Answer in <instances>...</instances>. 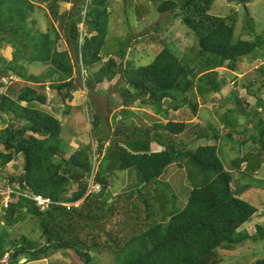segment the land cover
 I'll return each mask as SVG.
<instances>
[{
  "label": "trees",
  "instance_id": "16d2710c",
  "mask_svg": "<svg viewBox=\"0 0 264 264\" xmlns=\"http://www.w3.org/2000/svg\"><path fill=\"white\" fill-rule=\"evenodd\" d=\"M216 1H165L156 11L170 16L145 29L139 37L131 35L119 44L116 52L123 60L128 46L136 48L143 41H159L163 49L150 64L137 66L132 60L125 64L110 58L93 72L107 55L104 48L109 37L110 0H0V48L11 46L13 49L11 60L0 52V87L4 86V79L18 80L8 85L9 94L0 93V123L5 126L0 129V169L22 156L23 172L19 177L11 175L7 179L18 186L19 192L41 195L54 203L41 211L33 200L13 196L4 213L5 225L12 228L32 216L38 221L40 237L8 240V232L4 231L0 234V257L8 247L12 257L18 254L10 264H18L20 257L33 264H46V260L47 264H57L56 260H49L57 251H71L82 264H99L97 258L102 253L115 257L116 264H219L222 262L220 251H231L248 240H264L262 226H257L252 235L241 230L258 210L243 200L248 187L237 184L219 156L217 144L212 143L220 139L216 126L209 123L207 129H198L188 123L168 121L159 126L162 133L154 136L164 150L152 152L149 131H140L131 119L133 113L129 112L132 103L139 102L141 106L157 107L166 116L168 110L161 105L172 101L173 109L189 107L196 115L199 106L195 98L220 91L218 69L226 67L237 72L239 62L244 59L258 58L264 62V29L257 34L254 18L248 14L245 29L254 37L237 38L238 17L213 15ZM232 1L247 6L255 0ZM61 3H74V6L61 15ZM39 4H46L52 18L45 33L36 28V21L32 19ZM171 20H179L188 35L195 38V45L187 51L176 48L166 37L161 38L163 23ZM56 22L74 53V60L68 51H58L61 36ZM21 58L32 64L48 65L49 71L38 76L27 75ZM77 70L81 85L74 79ZM259 74L264 77L262 71ZM117 76L124 96L121 112L129 115L120 122L119 128L115 125L111 138L121 143L119 170L136 169L142 186L110 197L109 202L111 176L105 174L103 167L107 158L99 162L97 171L90 146L65 158L60 120L38 106H30L33 103L49 105L44 94L47 84L66 104L73 100V93L81 90L80 87L94 95L99 85L112 82ZM243 102L237 99V108L229 109L220 121L229 130L225 135L230 140L248 135L241 119L252 125L251 138L233 141V149L251 142V151L231 163L233 172L238 173L244 164L243 173L251 177L261 170L264 159V101L258 100L256 107L247 112L242 108ZM94 115L92 135H100L97 152L101 155L108 135L102 129V118ZM189 130L200 142L212 144L185 149L177 137ZM111 148L112 143L107 155ZM183 164L188 165L192 189L180 209L174 190L165 195L157 184L169 167ZM91 180L100 186V191L86 195ZM72 184H77L78 190L69 194ZM80 200L84 201L78 207L68 209L61 205ZM113 219L121 220L114 222ZM256 264H264V260Z\"/></svg>",
  "mask_w": 264,
  "mask_h": 264
},
{
  "label": "rangeland",
  "instance_id": "374dc122",
  "mask_svg": "<svg viewBox=\"0 0 264 264\" xmlns=\"http://www.w3.org/2000/svg\"><path fill=\"white\" fill-rule=\"evenodd\" d=\"M168 0H110V12L109 18V37L106 41L104 48V56L102 63L97 65L93 72L98 71L105 62L110 58H114L118 63H127L128 60L135 62L137 66H144L150 64L154 58L162 51V44L156 42H142L136 48L128 46L126 49V56L123 60L116 55L119 49V44L125 42L129 37H139L148 27L154 25L157 22H163L167 16L166 14L157 13L156 9ZM178 2V0H176ZM74 6V3H61L60 14L70 11ZM212 14L223 18H233L235 15L238 17L236 24V37L250 40L254 35H251L245 29V19L249 14L254 18L256 24V33L260 34L264 29V0H255L247 6L238 5L232 0H217L213 6ZM32 19L36 21V28L41 32L49 31V19H52L48 14V8L46 4H39L36 8ZM57 30L60 33L61 41L58 45V51H68L73 60L74 53L66 40L59 23H55ZM163 33L161 38L167 39V42L173 44L181 51H187L195 45V38L188 35V30L181 25L179 20H171L170 22L163 23ZM142 38H139V41ZM1 54L11 60L13 49L11 46H5L0 48ZM252 61L244 59L239 62L237 72H232L228 68L223 67L217 70L218 78L221 80V87L218 94H209L204 98L196 97L195 101L198 103L199 110L195 115L189 107H182L179 110H175L171 107L174 103L172 101H165L162 103V108L168 110L167 115L160 114L157 107H146L139 105V102L132 103L129 112L139 127L140 131H149L152 137L151 151L160 152L164 150L158 140L154 138L156 133L161 132L159 126L166 124L168 121H175L179 123H188L193 127L206 128L209 123L216 126L220 130V139L218 141H212L213 144H217L218 153L227 170L232 171L235 180L238 185H245L248 190L242 197L243 200L254 206L258 212L254 215L252 220L247 223L243 230L252 235L256 233L257 226L264 227V159L262 161V168L257 173L251 174V177L246 173H243L245 165H242L241 172H233L231 163L236 157H242L247 152L251 151L253 147L251 142H248L246 146L233 149L235 139H249L253 135V127L249 123L243 122L241 119L242 128L248 130V135L241 137H233L232 140L226 138V133H229L228 129H224V123H221L220 118L229 109L237 108V99L244 100L242 108L243 110L252 111L258 102V100L264 101V77L259 74L262 71L264 74V62L258 58H252ZM20 63L25 66V73L27 75H41L49 71V66L38 62L30 63L27 59L20 60ZM82 69V66H81ZM86 75V70H81ZM262 78V79H261ZM74 79L78 85H81V78L78 76V70L74 74ZM258 80L251 86L253 81ZM17 78L3 80V87H0V93L9 94L7 91L8 85L11 82H17ZM121 80L117 76L112 82L105 81L99 85L96 92L90 93L89 89L80 87L81 90L73 93V100L67 101L64 104L63 100L57 93L50 90V85L44 94L49 99L48 106H40L38 104H32L30 107H39L42 111L55 116L60 120L63 131L61 138L63 140V146L61 149L65 151V158H70L78 151L84 150L87 146L91 147V158L95 171L99 169V162L106 161L103 165L104 172L110 175V190L108 192V201L110 202L117 195L129 192L133 188L140 189L142 186L141 179L136 169H132L129 172H122L119 170V149L121 143L118 140L112 141L114 136L115 125L118 128L122 125L121 121L125 120L127 113H122L124 110L123 101L124 96L120 87ZM22 85V84H21ZM83 85V84H82ZM83 90V92H82ZM14 97V96H13ZM22 105H27L22 103ZM70 107V108H68ZM68 112V114H67ZM94 114H97L102 118V129L108 135L107 140L104 142L101 155H98L97 140L100 138L99 134L92 135V129L94 127L91 124V120H94ZM105 121V122H104ZM107 122V124H106ZM4 125L0 123V129H4ZM137 129V131H139ZM139 131V132H140ZM105 134V135H106ZM175 137V136H172ZM179 143L185 149H196L200 145L212 144L205 141L200 142L194 132L190 130L181 135ZM235 138V139H234ZM112 143V148L107 155V149ZM107 155V157H106ZM24 159L22 156L16 157L8 166L2 169V176L7 177L14 175L19 177L23 172ZM188 165L182 166L173 165L167 169L163 174L159 183L157 184L158 190L162 191L165 195L172 194L174 190L175 194L179 197L177 203L178 207L182 209L186 204L189 192L192 189V182L189 180ZM94 183V182H93ZM166 185L169 188L165 189ZM19 190V188H18ZM78 190L77 184H72L69 189V194H72ZM143 191V189H142ZM147 191V190H146ZM111 197V198H110ZM84 200L80 201V204ZM83 204V203H82ZM76 207V206H75ZM121 219H113L114 222H118ZM4 212L0 213V234L4 231L8 232V240L20 239L22 236H26L29 239H39L40 229L38 221L32 216L26 217L23 221L16 224L14 227L9 228L5 225ZM244 232V231H243ZM12 246V245H11ZM14 250V248H12ZM11 249V251H13ZM15 253V251H14ZM219 256L222 262L219 264H256L257 261L264 260V240L258 242L245 241L237 245L231 251H220ZM54 259L57 264H82L79 257L68 251H57L51 255L49 260ZM99 264H116L115 257L109 256L106 253L98 256ZM20 260H26L24 257H20ZM10 262V261H9ZM8 262V263H9ZM46 264L48 261H44ZM19 264V263H18ZM25 264H33L25 261Z\"/></svg>",
  "mask_w": 264,
  "mask_h": 264
},
{
  "label": "built area",
  "instance_id": "2783aa9c",
  "mask_svg": "<svg viewBox=\"0 0 264 264\" xmlns=\"http://www.w3.org/2000/svg\"><path fill=\"white\" fill-rule=\"evenodd\" d=\"M99 191H100V186L94 184L93 181L91 180L86 195L93 192L98 193ZM14 195L33 200L34 202H36L37 207L41 211H45L51 205L54 204L50 199H47L41 195H32L29 192H19L18 186L17 185L15 186L14 184L12 185L10 181L7 179V177H3L2 171L0 169V213L3 212L5 213V211L9 208L10 202L12 201ZM78 204H80V202L77 203V205ZM61 205L68 207L70 209V207H72L73 204L63 203ZM11 257L12 254L10 252H6L3 257H0V264H10Z\"/></svg>",
  "mask_w": 264,
  "mask_h": 264
},
{
  "label": "clouds",
  "instance_id": "9594fccd",
  "mask_svg": "<svg viewBox=\"0 0 264 264\" xmlns=\"http://www.w3.org/2000/svg\"><path fill=\"white\" fill-rule=\"evenodd\" d=\"M80 201H81V200H80ZM80 201H78V202H74V203H73V202H72V203H68V202H67L66 204H73L72 207H75V206L78 207L79 205H81V204H78V205H77V203H79ZM62 204H63V203H62ZM62 206H63V205H62ZM64 207H65V206H64ZM67 208H68V207H67ZM70 208H71V207H70ZM68 209H69V208H68ZM4 252H5V253H6V252H10L9 248H8V247H5ZM10 253L12 254V252H10ZM17 257H18V254H17ZM12 261H13V257H11V263H12ZM25 261L27 262V260H24V261H23V260H20L18 263H19V264H25Z\"/></svg>",
  "mask_w": 264,
  "mask_h": 264
},
{
  "label": "water",
  "instance_id": "95a60500",
  "mask_svg": "<svg viewBox=\"0 0 264 264\" xmlns=\"http://www.w3.org/2000/svg\"><path fill=\"white\" fill-rule=\"evenodd\" d=\"M125 2H126V0H125ZM20 183H21V182H20ZM16 258H17V254L14 255L13 260H15Z\"/></svg>",
  "mask_w": 264,
  "mask_h": 264
},
{
  "label": "bare ground",
  "instance_id": "6f19581e",
  "mask_svg": "<svg viewBox=\"0 0 264 264\" xmlns=\"http://www.w3.org/2000/svg\"><path fill=\"white\" fill-rule=\"evenodd\" d=\"M82 92H83V90H82ZM22 189V188H21ZM15 196V195H14ZM14 199V198H13ZM17 199H19V198H17ZM25 201V200H24ZM13 202V201H12ZM7 211V210H6Z\"/></svg>",
  "mask_w": 264,
  "mask_h": 264
}]
</instances>
